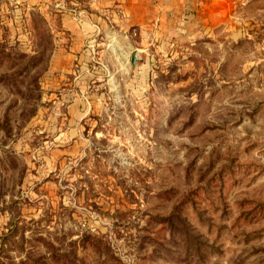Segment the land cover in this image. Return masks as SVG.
I'll return each mask as SVG.
<instances>
[{
    "label": "rangeland",
    "instance_id": "obj_1",
    "mask_svg": "<svg viewBox=\"0 0 264 264\" xmlns=\"http://www.w3.org/2000/svg\"><path fill=\"white\" fill-rule=\"evenodd\" d=\"M12 5L0 264H264V0L135 64L91 50L54 65L53 26Z\"/></svg>",
    "mask_w": 264,
    "mask_h": 264
},
{
    "label": "crops",
    "instance_id": "obj_2",
    "mask_svg": "<svg viewBox=\"0 0 264 264\" xmlns=\"http://www.w3.org/2000/svg\"><path fill=\"white\" fill-rule=\"evenodd\" d=\"M246 3L250 0H241ZM19 11L35 9L51 30L54 65L62 59H89L136 51L152 56L167 42H193L208 30L220 33L222 13L236 0H2ZM222 6H224L222 8ZM231 24V21L229 22ZM209 35V33H208ZM65 42V44H62ZM55 68V67H54ZM53 68V69H54Z\"/></svg>",
    "mask_w": 264,
    "mask_h": 264
},
{
    "label": "water",
    "instance_id": "obj_3",
    "mask_svg": "<svg viewBox=\"0 0 264 264\" xmlns=\"http://www.w3.org/2000/svg\"><path fill=\"white\" fill-rule=\"evenodd\" d=\"M138 57H139V55L136 53V51L131 52V54H130L131 63L135 64Z\"/></svg>",
    "mask_w": 264,
    "mask_h": 264
}]
</instances>
